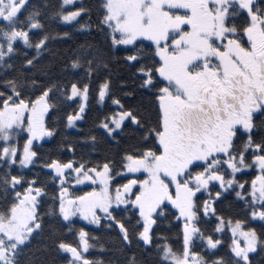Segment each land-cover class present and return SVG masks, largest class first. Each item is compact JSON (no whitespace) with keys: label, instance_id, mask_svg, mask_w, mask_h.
I'll use <instances>...</instances> for the list:
<instances>
[{"label":"snow or ice","instance_id":"obj_1","mask_svg":"<svg viewBox=\"0 0 264 264\" xmlns=\"http://www.w3.org/2000/svg\"><path fill=\"white\" fill-rule=\"evenodd\" d=\"M101 10L99 28L113 49L128 53L124 62L134 68L139 90L153 97L155 120L147 125L134 107L123 102L133 92L114 94L111 75H106L95 84L94 93L101 105L111 98L109 111L96 127L116 143L125 128L140 133L137 146L120 155L116 175L140 173L144 178L127 179L113 188L115 169L107 158L103 163L55 157L44 161L42 167L50 171L59 190L55 211L68 222L65 231L74 233L71 241H56L58 252L66 254L64 264H103L87 255L97 238L85 227H74L73 217L79 216L87 225L118 229L122 242L130 245L125 217L115 213L131 211L137 216L136 237L151 245L153 214L163 212L165 201L181 222L183 242L182 250H174L166 236L158 237L160 264H252L250 254L258 245L264 247V241L245 220L219 214L215 204L224 193L234 192L251 210L252 220L264 221V135L257 140L254 134L255 118L264 113V7L257 6L256 0H102ZM87 13L75 0H60L52 15L72 24ZM40 15L35 6L29 7V0H0V68H13L5 61L17 53L18 43L35 50L32 56L25 54V70L34 68L41 53L48 51L49 34L43 31ZM88 27L87 22L79 23L80 29ZM32 30L43 34L33 41ZM145 41L147 54L137 47ZM70 66L83 68L87 81L44 86L26 79L21 71L0 81V165L8 168L0 174V191L5 194L0 205V264H20L22 250L44 226L39 208L47 195L45 187L38 177L13 175L11 168L29 167L37 158L34 144L54 137L57 129L46 121L50 109H56L53 93L65 103L79 101L63 117L65 127L75 128L87 111L93 73L108 68L90 45L70 60ZM26 87L33 93L25 95ZM18 138H23L22 147ZM86 140L96 144L95 135ZM66 150L75 157L73 144ZM251 168L256 175L239 182L237 173ZM69 185L91 190L75 195ZM202 193L207 198L201 201ZM213 218L215 226L205 234L201 223ZM226 232L231 234L230 259L213 251L222 244L216 237ZM197 238L211 258L194 250ZM128 264L137 261L131 257Z\"/></svg>","mask_w":264,"mask_h":264},{"label":"trees","instance_id":"obj_2","mask_svg":"<svg viewBox=\"0 0 264 264\" xmlns=\"http://www.w3.org/2000/svg\"><path fill=\"white\" fill-rule=\"evenodd\" d=\"M76 6H83L88 10L87 15L78 18V22L66 24L52 13L57 10L60 0H29V7L35 6L39 9L41 15L39 19L44 25L43 31L49 34L48 51L41 53V57L37 59L34 68L25 70L23 60L25 54L32 56L35 54L34 49L25 48L22 43H18V51L12 54L9 60L6 58V63H11L13 68H0V81L16 76L18 71L25 72L26 79H34L38 84L47 86L52 82L69 84L73 80L87 81L88 77L83 68L73 69L70 66V60L75 58L77 54H83L88 46H91L93 52L97 53L100 58L108 64V68L101 67L95 71L92 76L93 91H90L89 100L87 101V111L82 121L77 122L75 128H67L64 125L63 117L67 111L75 108L79 103H65L57 93H53L52 101L56 104V109H50V115L46 114V121L49 127L56 128L57 131L54 137L44 139L39 143H35L33 150L37 152V158L27 168L20 169L17 166L11 168V174L21 175L25 179L38 177L39 183L46 189L47 195L41 199L39 211L42 214L43 229L30 238V242L22 250L19 260L20 264H64L66 254L58 252L56 241L65 239L71 241L73 234L67 233L68 222L62 221L58 213L55 211L58 205V187L52 180L49 170L42 167L44 161L51 158L68 160L75 158L77 160L83 158L92 162H101L105 158L113 162L115 171L113 178L115 184H123L127 181L128 176L123 178L117 177L119 168V158L125 149L137 146L140 133L134 132L132 129L125 128L124 133L117 137L119 143L114 142L111 138L106 137L102 129L96 127L99 118L109 111L110 97L103 105L97 103L94 93L95 84L98 80L106 75H111L112 92L118 96H123L126 92H133V96L126 98L123 102L126 105L134 107L143 118L144 122L150 126L155 120V106L153 105V97L148 91L139 90V81L135 80L132 73L134 68L124 62L123 57L128 55L123 50H116L110 46V41L106 38L105 33L99 28V18L103 15L101 10L102 0H76ZM259 7H264V0H256ZM71 6H66L70 10ZM23 18V16H22ZM242 19V18H241ZM89 23L91 27L80 29L79 23ZM240 21H237L239 23ZM68 33L67 36L62 35ZM43 33L41 30H32L31 37L33 41L39 38ZM147 43L137 44L138 48H143L147 54L149 49ZM150 59V57H149ZM143 62V61H141ZM123 82V84H122ZM126 85V86H125ZM0 90H3L0 88ZM33 93V89L26 87L25 95ZM35 94H38L36 92ZM258 125L255 131V137L258 140L261 135H264V113L256 116ZM95 135L96 144L93 146L91 142L86 140L87 136ZM243 138L237 139V144ZM16 142V141H14ZM20 146L23 145V138H18ZM71 143L75 148V157L69 153L66 148ZM251 159V155L248 156ZM8 171L6 165H0V174ZM256 175L255 169L244 171L237 174L238 181H250ZM69 191L75 195H80L84 191H90L89 187H72L69 185ZM22 191V188L18 189ZM213 188L211 191H215ZM5 194L0 191V205L5 203ZM53 197H57L54 201ZM207 198V193H202L199 199L202 201ZM219 214L225 218L231 216L233 219L239 218L245 220L247 227L254 228L258 238L264 241V221L259 219L252 220L248 216L250 209H245L243 202L238 201L234 192L224 193L223 197L215 204ZM52 208V214L49 209ZM123 208V207H122ZM118 217H125V222L129 227L131 236V244L125 245L119 235L118 229H109L103 224L87 225L79 219H72L74 227H85L90 235L97 239L93 241L96 247L89 250L87 255L91 259H100L103 264H128L129 258L134 257L137 264H160V257L156 249V245L162 243L158 237L166 236L168 243L174 250H182V233L181 222H178L175 210L169 205L163 204V212L159 210L153 214L156 223L152 228V244L144 245L142 240L136 237L135 232L138 230L135 227L137 216L131 211H119L115 213ZM130 218V219H129ZM142 226V225H141ZM215 226V219L210 223H201V227L205 230V234L211 231ZM216 238L221 239L222 244L218 246V250H213L216 255L224 256L226 259L231 258L228 244L230 243V233L218 235ZM103 246L101 250L100 246ZM194 250L202 251L206 257L211 258V253L204 250V245L197 238L194 245ZM252 264H264V247L257 246V251L250 254Z\"/></svg>","mask_w":264,"mask_h":264},{"label":"rangeland","instance_id":"obj_3","mask_svg":"<svg viewBox=\"0 0 264 264\" xmlns=\"http://www.w3.org/2000/svg\"><path fill=\"white\" fill-rule=\"evenodd\" d=\"M76 1V0H75ZM64 23V22H63ZM79 122V121H78ZM49 137H44V138H42V140H44V139H48ZM41 140V141H42ZM40 142V141H39ZM39 142H36V143H39ZM252 169V168H251ZM253 169H255V168H253ZM250 169H243L242 170V172H244V171H249ZM256 170V169H255ZM238 174V173H237ZM124 176H128V179H131V178H139V179H143L144 177H143V175L142 174H140V173H136V174H125ZM239 182H242V181H239ZM126 183V182H125ZM72 187H82V186H84V185H71ZM70 187V186H69ZM137 190H138V188H137ZM163 204H166V205H169L170 207H172L170 204H168V202L167 201H165ZM121 207H123V206H121ZM175 210V209H174ZM74 218H76V219H79V220H81L80 219V217L79 216H76V217H73L72 219H74ZM257 219H259V218H257ZM82 221V220H81ZM84 222V221H83ZM86 223V222H85ZM231 235V234H230Z\"/></svg>","mask_w":264,"mask_h":264}]
</instances>
